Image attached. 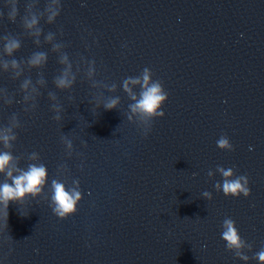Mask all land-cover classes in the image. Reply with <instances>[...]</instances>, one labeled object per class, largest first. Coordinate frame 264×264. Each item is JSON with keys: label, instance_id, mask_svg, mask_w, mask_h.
<instances>
[{"label": "water", "instance_id": "95a60500", "mask_svg": "<svg viewBox=\"0 0 264 264\" xmlns=\"http://www.w3.org/2000/svg\"><path fill=\"white\" fill-rule=\"evenodd\" d=\"M29 2L17 0L13 22L10 0H0V36L21 41L5 59L47 53L42 67L24 64L15 80L0 68V88L13 99L0 101V126L13 113L20 122L11 148L0 142L14 157L0 184L12 183L8 168L17 176L30 164L45 165L47 177L40 192L9 200L7 210L0 203V264H258L264 0H60L55 21H39L38 45L22 27ZM45 4L37 0L33 11ZM62 53L75 77L67 88L54 83L67 67ZM145 69L148 86L167 93L151 115L132 107ZM25 78L34 99L22 102ZM240 177L249 195H225L224 181ZM53 180L79 193L64 216L54 211ZM227 219L239 249L222 238Z\"/></svg>", "mask_w": 264, "mask_h": 264}, {"label": "clouds", "instance_id": "9594fccd", "mask_svg": "<svg viewBox=\"0 0 264 264\" xmlns=\"http://www.w3.org/2000/svg\"><path fill=\"white\" fill-rule=\"evenodd\" d=\"M37 0H30V2L26 5L25 15L21 17L22 27L27 33L28 36L35 37L33 42L35 44H40L39 37L42 33V28L39 25V21L41 18H45V22L51 24L55 21V18L59 15L61 11V3L60 0H46L45 7L43 11H39L37 14L36 11H33L35 8ZM11 10L7 13V17L9 21H15L18 15V7L17 0H10ZM62 33V29L60 30ZM54 33L48 32L44 39L46 42H51L53 40ZM0 41H2V49H0V68L3 69L4 72H9L11 69V78L17 79L22 73L25 71L22 65L26 64L30 69L31 68H40L47 61V53L43 51L33 52L27 60H17L13 59H5V57H12L13 53L20 49L21 41L17 36H13L10 34H6L4 36H0ZM62 45L60 43H53L52 50L56 51L60 49ZM59 62L61 64H67V67L64 68L63 73L54 78V83L58 88H67L72 83L75 77L69 78V70L71 68V64L69 63V58L67 53H62ZM94 71V69H89V73ZM143 80L145 83V90L141 93V99L138 103L133 107V111L139 109L141 112L145 114H154L155 110L158 106L166 99L167 93H164L161 89V85L159 83L153 82L150 86H148L149 75L148 70L145 69ZM137 82V81H133ZM38 83H43V80H39ZM32 85V80L30 78H25L19 85L20 92L23 93L22 102H26L29 99H34L29 93L25 90L29 89V86ZM125 87H127L125 85ZM32 93H36L38 90L35 86L31 89ZM0 101L3 102L4 105H11L13 103L12 97L8 94L7 89L0 88ZM116 100L110 101L105 105L106 108L114 107L116 104ZM163 115V112L160 113ZM59 117H57L58 119ZM20 122L17 118V114L13 113L6 125L0 126V142L3 143L5 148H11V141L16 139V133L14 132L15 128H18ZM218 145L220 147H227V141L221 139L218 141ZM14 159L13 155L9 151H0V172H4L6 167L9 166L10 162ZM19 175L12 176V169L8 168L7 176L11 178L12 183H3L0 184V203H3L5 206V210H7L8 201L12 199H16L18 197H22L25 193H38L42 190V186L46 182L47 177V169L46 166L34 165L30 164L28 169L22 170L18 169ZM230 170L224 172V176H229ZM241 180H244V184H241ZM247 184V180L244 177H240L236 180H225L223 184V192L225 195L237 196L240 193H243L244 196L249 195V189L245 186ZM53 185V196L52 199L56 203V207L54 211L60 215L64 216L65 213L74 210V205L76 200L79 199L78 192H69L65 190V187L62 183H59L55 180L52 181ZM204 195H209L208 193H204ZM226 225V230L222 233V238L227 242L226 247L232 248L235 247L237 249L242 247V241L240 236L237 234V229L234 227V222L231 219H227L224 221ZM255 259L258 261V264H264V248H261L255 254ZM241 258L247 260V256L241 255Z\"/></svg>", "mask_w": 264, "mask_h": 264}]
</instances>
